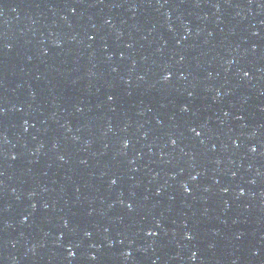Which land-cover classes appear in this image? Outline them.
<instances>
[{"label":"water","instance_id":"water-1","mask_svg":"<svg viewBox=\"0 0 264 264\" xmlns=\"http://www.w3.org/2000/svg\"><path fill=\"white\" fill-rule=\"evenodd\" d=\"M0 264H264V0H0Z\"/></svg>","mask_w":264,"mask_h":264},{"label":"snow or ice","instance_id":"snow-or-ice-1","mask_svg":"<svg viewBox=\"0 0 264 264\" xmlns=\"http://www.w3.org/2000/svg\"><path fill=\"white\" fill-rule=\"evenodd\" d=\"M245 75H247V73H245ZM168 78H169L168 75H165V76L163 77L164 80H167ZM109 98L111 99V97H109ZM185 110H186V109H185ZM193 131H195V129H193ZM196 134L199 135V133H196ZM173 143H175V141H173ZM193 179H195V177H193ZM113 183H115V181H113ZM185 191H188V189L185 188ZM150 234L154 235L155 233H150ZM68 255H69V256H73L74 253H73L71 250H69ZM193 258H195V254H193Z\"/></svg>","mask_w":264,"mask_h":264}]
</instances>
